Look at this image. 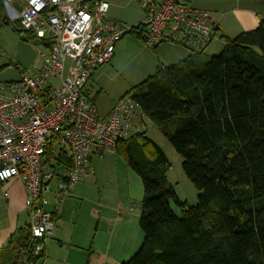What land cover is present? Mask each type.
<instances>
[{"label": "trees", "instance_id": "trees-1", "mask_svg": "<svg viewBox=\"0 0 264 264\" xmlns=\"http://www.w3.org/2000/svg\"><path fill=\"white\" fill-rule=\"evenodd\" d=\"M4 1L0 28L13 25L20 37L35 41L18 22L2 17ZM139 30L132 32L143 39ZM225 41L218 55L201 52L176 65L159 63L153 77L125 95H132L182 156L198 203L190 207L179 200L168 181L166 155L145 133L119 142L116 154L144 187V241L123 264H264V19L256 30ZM9 67L19 71L10 63L0 72ZM47 155L57 173L73 167L64 145L53 142ZM41 243L28 227L18 230L0 249V264H20L25 256L43 264L45 247L38 256L30 251Z\"/></svg>", "mask_w": 264, "mask_h": 264}, {"label": "built area", "instance_id": "built-area-1", "mask_svg": "<svg viewBox=\"0 0 264 264\" xmlns=\"http://www.w3.org/2000/svg\"><path fill=\"white\" fill-rule=\"evenodd\" d=\"M23 1L20 11L5 1L9 17L36 40L53 43L42 45L39 65L19 69L21 83H0V182L24 184L32 239L46 240L56 228L55 215L45 208L53 182L60 180L55 193L60 201L91 175L94 155L116 154L119 142L140 133L144 113L132 95L102 119L89 87L96 70L112 62L118 43L138 27L110 21L103 1ZM139 2L146 16L143 42L150 49L170 43L195 55L216 39L210 13L188 0ZM0 54L5 56L1 49ZM53 142L66 146L73 158L62 176L47 155ZM43 248L41 243L30 251L38 256ZM20 264L34 263L25 256Z\"/></svg>", "mask_w": 264, "mask_h": 264}, {"label": "rangeland", "instance_id": "rangeland-1", "mask_svg": "<svg viewBox=\"0 0 264 264\" xmlns=\"http://www.w3.org/2000/svg\"><path fill=\"white\" fill-rule=\"evenodd\" d=\"M8 2L12 5V2ZM12 6L14 7V5ZM14 9L17 11L15 7ZM7 12V7L5 6L6 15ZM10 19L12 24L18 22L14 18ZM12 26H2L0 28V49L1 53L5 55L2 56L0 54V65L12 63L19 68L31 69L35 62H40L39 51L44 47L35 46L32 40H21V37L12 30ZM133 38L140 40L133 32L122 39L124 44L129 45V51L117 57L115 65L111 63H109L111 65L108 64L109 66L106 65L104 68H109L107 75L103 74L101 78H98L100 77L98 75L96 85L94 84L96 109L101 118H104L112 107L114 108L113 104L117 99L121 97L120 101L133 87L140 85L156 74L157 53L161 55L162 59L169 62L166 66L180 63L183 60H179V57L184 53H190L187 49L170 43H163L155 49H150L142 40L135 42L132 41ZM218 43L216 35V39L206 50L205 55H218L221 52L220 50H215ZM161 63L163 64L162 61ZM114 66L115 69L113 70L112 67ZM140 126L141 130L137 132L145 133L146 137L153 141L166 155L170 163L167 171L168 181L175 189L179 200L190 207H195L198 203V191L182 169L184 161L182 156L176 152L168 138L147 116L141 115ZM58 170L59 175H64V171L61 168ZM58 184L59 182L56 179L51 186L52 191L48 194L50 200L48 199L49 204L46 205V210L52 209V206L54 207L52 200H56L55 193L58 192ZM71 194H73L72 197H69L70 194H68L65 199H62L67 200L66 202L69 203V211L74 209L76 202L68 201V198H70L69 200L73 198V200H78L81 203L84 202V221L86 224L88 220L93 222L94 228L100 218H105L101 214L102 210L100 208L102 200L105 202L103 208L108 207V210H106L108 213L107 222L101 221V224L105 229V233L106 230L113 231L115 235L114 242L117 246H121L119 251L122 252V258L119 264L129 261L140 249L144 241V233L140 226L144 187L140 176L128 168L123 158L118 155L108 153L103 158L94 155L91 175L75 185ZM170 207L175 215L178 217L182 216L181 209L175 202L172 201ZM120 237L122 238L121 240ZM86 254L89 255L88 250ZM114 254L116 253L114 252Z\"/></svg>", "mask_w": 264, "mask_h": 264}, {"label": "crops", "instance_id": "crops-1", "mask_svg": "<svg viewBox=\"0 0 264 264\" xmlns=\"http://www.w3.org/2000/svg\"><path fill=\"white\" fill-rule=\"evenodd\" d=\"M79 1L83 3H89L93 1H103L108 3L109 12L107 17L110 21L126 26L141 27V30L139 31L140 33L143 32L144 36L146 28L142 26H144L146 16L139 0ZM10 2H12V5H14L17 11H20L24 1L11 0ZM188 2L193 8L210 13L211 19L216 26V35L219 42L215 50L221 51L225 46V40L227 38L233 39L243 32L256 30L260 26L261 21L264 19V0H188ZM12 5L10 4V6L14 9ZM2 17L7 18L12 23L8 12L6 15L5 10L2 14ZM13 29L14 28H12V30ZM140 40L143 41L141 38ZM140 40L133 38L132 41L138 42ZM209 46L205 49L204 53L209 48ZM128 47L129 45L124 44L122 41L118 43L111 64L115 65L117 57L122 56L124 53L129 51ZM139 47L143 48L142 46ZM156 55L158 56L157 65L161 63V61L163 62V65L169 63L162 59L159 53ZM190 56L191 53H184L179 57V60H185ZM35 63L33 65L40 64V62L36 64ZM157 65H155V67H157ZM4 66L6 65H0V69ZM105 66L106 65L97 69L89 82L92 98H94V87L96 85L98 75H100L98 78H101V75L103 74L107 75L109 68H104ZM19 69L24 70L23 67H20ZM112 69L114 70L115 66L112 67ZM119 99L114 102L113 106H115ZM95 100L96 98L94 99L96 107ZM110 112L104 118H107ZM123 161L127 165L124 159ZM57 181L60 182L59 179H57ZM28 194V190L19 180H11L6 183L0 182V249L8 247L14 233H16L18 230H24L28 227L29 220L26 209V200ZM72 196L73 194H71L69 197ZM56 198L57 196L55 199ZM69 199L70 198H68V201L76 202L73 210L70 209L69 211V203L66 202L67 200L57 201V199L52 200L54 207L51 205L52 209H48L49 212L55 215L56 228L54 233L45 240L44 247L46 259L43 264H119L122 258V252L119 251L121 250V246H117V244L114 242L115 235L113 231L106 230L105 233V229L101 224V221L104 223L107 222L108 213L106 210H108V207L103 208L105 202L102 200L100 207L102 210L101 214H103L105 218H100L97 221L96 227L94 228L93 222L88 220L86 224L84 221V202L81 203L78 200H73V198L71 200ZM91 235L92 240L90 241ZM117 237L119 238V236ZM121 239L122 238L120 237V240ZM87 250L89 255L86 254ZM114 252L116 254H114Z\"/></svg>", "mask_w": 264, "mask_h": 264}, {"label": "water", "instance_id": "water-1", "mask_svg": "<svg viewBox=\"0 0 264 264\" xmlns=\"http://www.w3.org/2000/svg\"><path fill=\"white\" fill-rule=\"evenodd\" d=\"M15 31V29H13ZM21 40L28 41V38L26 36H22ZM53 42L52 41H46L42 42L41 40H35L34 45L35 46H50ZM0 83L8 84V83H21V77L19 72L14 67L6 68L5 70L0 72Z\"/></svg>", "mask_w": 264, "mask_h": 264}]
</instances>
